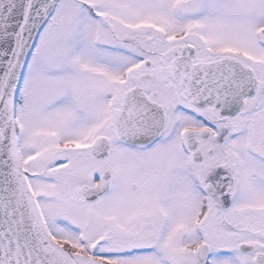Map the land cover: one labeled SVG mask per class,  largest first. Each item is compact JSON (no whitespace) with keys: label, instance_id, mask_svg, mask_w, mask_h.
I'll return each instance as SVG.
<instances>
[{"label":"snow or ice","instance_id":"snow-or-ice-1","mask_svg":"<svg viewBox=\"0 0 264 264\" xmlns=\"http://www.w3.org/2000/svg\"><path fill=\"white\" fill-rule=\"evenodd\" d=\"M0 264H264V0H0Z\"/></svg>","mask_w":264,"mask_h":264}]
</instances>
